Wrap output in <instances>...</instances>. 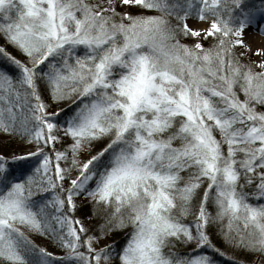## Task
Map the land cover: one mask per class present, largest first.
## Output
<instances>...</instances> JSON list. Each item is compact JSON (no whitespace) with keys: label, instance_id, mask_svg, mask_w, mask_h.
Masks as SVG:
<instances>
[{"label":"snow or ice","instance_id":"6c2138e0","mask_svg":"<svg viewBox=\"0 0 264 264\" xmlns=\"http://www.w3.org/2000/svg\"><path fill=\"white\" fill-rule=\"evenodd\" d=\"M260 20L264 0H0V132L32 146L0 151V264H264Z\"/></svg>","mask_w":264,"mask_h":264},{"label":"rangeland","instance_id":"374dc122","mask_svg":"<svg viewBox=\"0 0 264 264\" xmlns=\"http://www.w3.org/2000/svg\"><path fill=\"white\" fill-rule=\"evenodd\" d=\"M191 19H194L196 21H199L198 19L196 18H191ZM260 28L263 30L264 29V20H262L260 22ZM184 42L186 43H192L193 42V38L192 37H184L183 38ZM202 42L207 45L210 43L209 40L207 39H203L202 38ZM239 50V49H237ZM250 58L252 60H256L252 55L250 56ZM56 106H54L52 109L50 108L49 110H54ZM0 141H2L3 143H0V151H4L8 154H20L22 151H31L32 150V146L29 145L28 143L24 142V141H14L13 143H7L5 142L6 139L2 138V136H0ZM76 202H77V205H80V204H83L85 202H87V198L83 197V196H79V197H76ZM81 221L85 224L86 227H89L90 226V218L89 217H83V218H80ZM27 231V229H25ZM30 235H32V238L39 244L41 245H44V246H47L49 249L53 250V251H56V252H59V251H62L57 245H55L50 239H47L43 236H39V235H35V234H31L29 233ZM109 241L107 240V237H100L99 240L96 242V247H99L105 243H108Z\"/></svg>","mask_w":264,"mask_h":264},{"label":"trees","instance_id":"16d2710c","mask_svg":"<svg viewBox=\"0 0 264 264\" xmlns=\"http://www.w3.org/2000/svg\"><path fill=\"white\" fill-rule=\"evenodd\" d=\"M93 2H94V0H93ZM54 106L57 107V106H61V105L52 104L50 108L52 109ZM0 136H2L3 139L5 138L6 139L5 142H7V143H13L14 141H21L19 138L13 137L10 134L4 133V132H0ZM253 202H255V201H253ZM213 211H214V209H213ZM74 215L78 216L79 218L89 217L90 218V226H89L90 228L96 227L97 223L99 222V217L92 210V206L88 202L77 205V208L74 211ZM119 235H120V233H109V235L107 236V240L109 241L110 239H113ZM39 236H43V235H39ZM43 237L49 239L47 236H43ZM226 251H228L229 254L221 256L219 264H237V261L239 259H247L249 264H251V262L256 259V254H254V253L253 254L240 253L239 256H236L230 250H226ZM258 264H260V262H258Z\"/></svg>","mask_w":264,"mask_h":264},{"label":"bare ground","instance_id":"6f19581e","mask_svg":"<svg viewBox=\"0 0 264 264\" xmlns=\"http://www.w3.org/2000/svg\"><path fill=\"white\" fill-rule=\"evenodd\" d=\"M259 21V27H257L256 23H253L252 26L246 27L244 30V40L246 43L250 44L253 49L257 47H264V29L262 30L260 28V22ZM188 23L192 27H207V22L200 20L196 21L194 19L189 18ZM202 39V38H201ZM253 56L256 60L261 59V57L254 55V54H249V56Z\"/></svg>","mask_w":264,"mask_h":264}]
</instances>
